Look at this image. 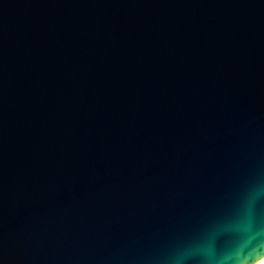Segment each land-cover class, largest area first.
Returning <instances> with one entry per match:
<instances>
[{
  "label": "water",
  "instance_id": "obj_1",
  "mask_svg": "<svg viewBox=\"0 0 264 264\" xmlns=\"http://www.w3.org/2000/svg\"><path fill=\"white\" fill-rule=\"evenodd\" d=\"M263 252L264 0H0V264Z\"/></svg>",
  "mask_w": 264,
  "mask_h": 264
},
{
  "label": "bare ground",
  "instance_id": "obj_2",
  "mask_svg": "<svg viewBox=\"0 0 264 264\" xmlns=\"http://www.w3.org/2000/svg\"><path fill=\"white\" fill-rule=\"evenodd\" d=\"M249 264H264V252L254 261Z\"/></svg>",
  "mask_w": 264,
  "mask_h": 264
}]
</instances>
